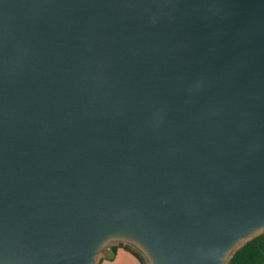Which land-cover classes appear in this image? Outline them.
Wrapping results in <instances>:
<instances>
[{
  "label": "water",
  "instance_id": "95a60500",
  "mask_svg": "<svg viewBox=\"0 0 264 264\" xmlns=\"http://www.w3.org/2000/svg\"><path fill=\"white\" fill-rule=\"evenodd\" d=\"M262 231L264 0H0V264Z\"/></svg>",
  "mask_w": 264,
  "mask_h": 264
},
{
  "label": "trees",
  "instance_id": "16d2710c",
  "mask_svg": "<svg viewBox=\"0 0 264 264\" xmlns=\"http://www.w3.org/2000/svg\"><path fill=\"white\" fill-rule=\"evenodd\" d=\"M118 248L130 252L141 264H146L144 257L127 244L118 243L112 246L109 256H101L96 264L102 260H112ZM226 264H264V231L252 237L236 249Z\"/></svg>",
  "mask_w": 264,
  "mask_h": 264
},
{
  "label": "crops",
  "instance_id": "0c3cea01",
  "mask_svg": "<svg viewBox=\"0 0 264 264\" xmlns=\"http://www.w3.org/2000/svg\"><path fill=\"white\" fill-rule=\"evenodd\" d=\"M99 264H141L130 252L118 248L112 260H102Z\"/></svg>",
  "mask_w": 264,
  "mask_h": 264
},
{
  "label": "rangeland",
  "instance_id": "374dc122",
  "mask_svg": "<svg viewBox=\"0 0 264 264\" xmlns=\"http://www.w3.org/2000/svg\"><path fill=\"white\" fill-rule=\"evenodd\" d=\"M118 243H122V242H110V243H108L104 248H103V250H102V252L100 253V256L99 257H101V256H109V255H111L110 254V250H111V247L112 246H117V244ZM123 244V243H122ZM128 245V244H127ZM131 248H133V249H135L137 252H139L134 246H132V245H129ZM140 253V252H139ZM141 254V253H140ZM147 264V263H146Z\"/></svg>",
  "mask_w": 264,
  "mask_h": 264
}]
</instances>
